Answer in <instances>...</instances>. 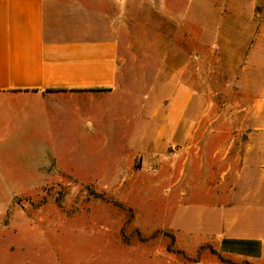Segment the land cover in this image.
Wrapping results in <instances>:
<instances>
[{
	"label": "crops",
	"instance_id": "0c3cea01",
	"mask_svg": "<svg viewBox=\"0 0 264 264\" xmlns=\"http://www.w3.org/2000/svg\"><path fill=\"white\" fill-rule=\"evenodd\" d=\"M65 5L0 0V229L20 218L16 199L43 183L135 181L138 197L163 199V228L182 251L212 246L232 264H264V25L241 68L186 63L170 81L166 122L157 132L137 123L133 137L132 112L115 93L119 33L68 28ZM118 120L130 144L109 136ZM109 148L125 153L109 172L84 175L92 169L68 161ZM154 157L161 171L151 175ZM208 252L210 262L201 254L189 264H228Z\"/></svg>",
	"mask_w": 264,
	"mask_h": 264
},
{
	"label": "rangeland",
	"instance_id": "374dc122",
	"mask_svg": "<svg viewBox=\"0 0 264 264\" xmlns=\"http://www.w3.org/2000/svg\"><path fill=\"white\" fill-rule=\"evenodd\" d=\"M64 2L69 11L65 19L68 28L119 33L121 69L115 93L119 103L132 112L127 135L133 137L137 123L139 132H157L166 122L168 110L173 108L170 98L177 88L170 81L179 77L186 63L193 64L197 56L203 67L224 62L241 68L250 61L264 25V0ZM224 103L220 100L216 105ZM190 120L194 124L193 115ZM254 122L256 118L251 115L249 124L253 126ZM220 123L225 124V119ZM109 127L111 138L122 135L126 141L119 120ZM171 145L166 156H173L179 147ZM76 152L68 161L92 169L81 172L84 175L109 172L125 157L118 148ZM151 159L153 166L148 174L156 175L161 167L156 157ZM138 184L43 183L42 191L16 199V205L24 207L20 218L9 220V226L0 229V264H178L185 260L189 264L188 257L201 254L210 262L209 249L200 254L185 252L184 256L176 252L182 247L173 243L169 253L171 239L164 234L170 231L163 228V199L138 197ZM142 237L147 240L142 241Z\"/></svg>",
	"mask_w": 264,
	"mask_h": 264
},
{
	"label": "trees",
	"instance_id": "16d2710c",
	"mask_svg": "<svg viewBox=\"0 0 264 264\" xmlns=\"http://www.w3.org/2000/svg\"><path fill=\"white\" fill-rule=\"evenodd\" d=\"M156 233H157V232H155V233L153 234V236H154ZM164 234L167 235V236H169V237L171 238V243H170V245L168 246V250L172 251L171 244H173V243L175 242V236H174L173 234L169 233V232H164ZM151 237H152V236H151ZM141 240L145 241V240H147V238L142 237ZM207 247L210 249V251H211L213 254H215V255L219 258V260H220L221 262L228 263V264H232V261H231L230 259L225 258L220 252H218L217 250H215L212 246H207ZM202 248H205V246H204V247H201V249H202ZM176 252H178V253H180V254H185V252L182 251V250H176ZM188 258H189V257H188ZM191 260H195V259L192 258ZM246 263H248V262H246ZM248 264H249V263H248Z\"/></svg>",
	"mask_w": 264,
	"mask_h": 264
}]
</instances>
